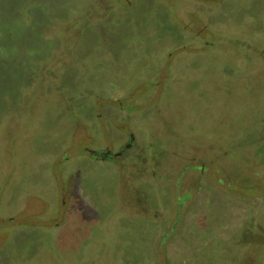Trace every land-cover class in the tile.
Segmentation results:
<instances>
[{
    "label": "rangeland",
    "instance_id": "1",
    "mask_svg": "<svg viewBox=\"0 0 264 264\" xmlns=\"http://www.w3.org/2000/svg\"><path fill=\"white\" fill-rule=\"evenodd\" d=\"M0 264H264V0H0Z\"/></svg>",
    "mask_w": 264,
    "mask_h": 264
},
{
    "label": "flooded vegetation",
    "instance_id": "2",
    "mask_svg": "<svg viewBox=\"0 0 264 264\" xmlns=\"http://www.w3.org/2000/svg\"><path fill=\"white\" fill-rule=\"evenodd\" d=\"M129 146H130V144H129V145H126V146L124 147V149H126V148L129 147ZM92 151H94V150H89V153H90L91 155H94V156H96V157H101L102 159H105V158H111V157H116V156H120V155L122 154V152H117L116 154H114V155L112 156L109 150H105V151H103L102 153H98V152H96V151L92 152Z\"/></svg>",
    "mask_w": 264,
    "mask_h": 264
},
{
    "label": "water",
    "instance_id": "3",
    "mask_svg": "<svg viewBox=\"0 0 264 264\" xmlns=\"http://www.w3.org/2000/svg\"><path fill=\"white\" fill-rule=\"evenodd\" d=\"M92 152H94V151H92Z\"/></svg>",
    "mask_w": 264,
    "mask_h": 264
}]
</instances>
